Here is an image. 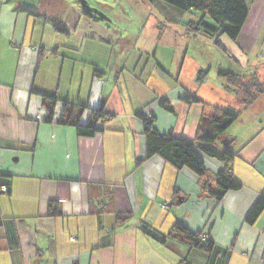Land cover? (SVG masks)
Listing matches in <instances>:
<instances>
[{"label": "crops", "instance_id": "1", "mask_svg": "<svg viewBox=\"0 0 264 264\" xmlns=\"http://www.w3.org/2000/svg\"><path fill=\"white\" fill-rule=\"evenodd\" d=\"M245 3L237 38L218 36L228 60H188L187 31H152V48L130 50L68 0L50 15L44 0H0V186L9 188L0 193V264H264V205L247 221L264 197V0ZM186 16L183 27L200 13ZM244 86L255 92L248 105ZM45 96L56 99L49 121ZM66 104L85 108L83 124L91 109L108 116L93 136H79L59 123ZM215 108L237 114L212 147L231 142L228 168L240 187L219 199L225 163L205 157L199 176L146 156L142 118L151 115L161 134L195 140ZM118 214L129 218L117 224ZM178 222L207 231L210 249L172 235Z\"/></svg>", "mask_w": 264, "mask_h": 264}, {"label": "trees", "instance_id": "2", "mask_svg": "<svg viewBox=\"0 0 264 264\" xmlns=\"http://www.w3.org/2000/svg\"><path fill=\"white\" fill-rule=\"evenodd\" d=\"M171 7L179 11H195L200 13L199 20L188 22L187 27L192 31H203L205 35L214 37V45L225 51L221 45L218 36L220 34L227 35L230 39L235 40L243 25L247 15V6L245 0H162ZM85 11V10H83ZM88 14V13H86ZM55 30L66 34V28L62 23H53ZM220 75L229 77L231 83L234 75L219 71ZM253 82V81H252ZM241 88L243 83L240 82ZM256 85L258 82L255 81ZM245 98L244 103L248 105L254 96L246 86H244ZM257 92L260 91L261 86H257ZM247 97V98H246ZM187 102H195L197 99L193 96L186 95L183 98ZM55 98L50 96L44 97V102H48L47 108L49 109L47 121L52 117V109L50 105L55 103ZM85 110L82 106H75L66 104L59 123L70 125L75 128L77 135L91 137L99 131L95 127L97 120H105L107 114L103 112L102 108L91 109L88 121L83 124L79 121L81 113ZM144 122V132L146 137V156L157 154L164 160L169 162L177 169L188 168L199 176L206 172L205 157L214 158L225 163V167L218 171L217 177V190L213 193L216 198L221 196L228 190L238 189L240 187L228 168V163L233 159L234 153L229 149L231 142L228 141L223 151L217 152L213 149L212 145L219 139L225 130L236 120L237 114L232 111L223 109H214L210 116L203 115L201 117L197 135L195 140H188L184 138H176L171 134H161L152 125L153 117L142 116ZM264 205V197L261 196L255 203L252 210L247 216V221H251L260 212ZM49 210L51 214H56L54 203H49ZM129 218L126 214H118L116 216V223L120 224ZM142 231L149 235L154 240L163 243L164 238L158 233L150 230L147 226L141 227ZM171 234L177 237L180 241L188 244L190 247H197L209 250L211 247V240H203L200 238L201 232H191L181 223H175ZM183 264H190L185 260Z\"/></svg>", "mask_w": 264, "mask_h": 264}, {"label": "rangeland", "instance_id": "3", "mask_svg": "<svg viewBox=\"0 0 264 264\" xmlns=\"http://www.w3.org/2000/svg\"><path fill=\"white\" fill-rule=\"evenodd\" d=\"M25 1L33 2L37 0ZM59 1L44 0L45 11L50 15L52 9L58 6ZM68 1L71 4H76L84 16L94 19L95 22H99L110 29L112 36H115L113 39H119L117 41L119 43L115 45H119L121 41L125 40V42L129 41L130 50L140 48L148 51L146 49L151 45L152 31H160L158 32L159 35L160 33L166 35L170 31H187L190 39L187 53L188 60H228L226 55L214 45V38L206 36L202 30L192 31L186 26H181L182 23L186 24V11H178L162 0ZM187 42L188 38L184 43L186 49ZM218 67H221L220 64H218ZM208 68H205L204 71H207L206 75L209 73V78H213L217 71L214 68L210 70Z\"/></svg>", "mask_w": 264, "mask_h": 264}, {"label": "built area", "instance_id": "4", "mask_svg": "<svg viewBox=\"0 0 264 264\" xmlns=\"http://www.w3.org/2000/svg\"><path fill=\"white\" fill-rule=\"evenodd\" d=\"M8 190L9 188L6 185L0 186V193L2 194L8 193ZM161 207L166 209L168 205L162 204ZM200 238H202L203 240H211V237L207 231H202L200 234Z\"/></svg>", "mask_w": 264, "mask_h": 264}]
</instances>
